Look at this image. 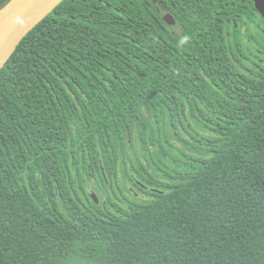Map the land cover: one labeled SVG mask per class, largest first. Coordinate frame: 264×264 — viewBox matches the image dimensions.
<instances>
[{"label": "trees", "instance_id": "16d2710c", "mask_svg": "<svg viewBox=\"0 0 264 264\" xmlns=\"http://www.w3.org/2000/svg\"><path fill=\"white\" fill-rule=\"evenodd\" d=\"M262 63L254 0H64L0 72V264H264Z\"/></svg>", "mask_w": 264, "mask_h": 264}, {"label": "water", "instance_id": "95a60500", "mask_svg": "<svg viewBox=\"0 0 264 264\" xmlns=\"http://www.w3.org/2000/svg\"><path fill=\"white\" fill-rule=\"evenodd\" d=\"M64 0H12L0 10V72L16 52L23 39L50 15ZM255 8L264 18V0H254ZM174 26L175 18L163 16ZM91 197L98 202L95 193Z\"/></svg>", "mask_w": 264, "mask_h": 264}, {"label": "rangeland", "instance_id": "374dc122", "mask_svg": "<svg viewBox=\"0 0 264 264\" xmlns=\"http://www.w3.org/2000/svg\"><path fill=\"white\" fill-rule=\"evenodd\" d=\"M262 65H264V63H262Z\"/></svg>", "mask_w": 264, "mask_h": 264}]
</instances>
